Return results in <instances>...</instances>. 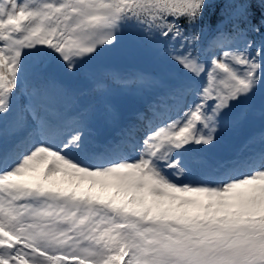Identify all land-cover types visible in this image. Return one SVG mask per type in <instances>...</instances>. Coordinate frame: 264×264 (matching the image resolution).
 <instances>
[{
    "label": "snow or ice",
    "instance_id": "1",
    "mask_svg": "<svg viewBox=\"0 0 264 264\" xmlns=\"http://www.w3.org/2000/svg\"><path fill=\"white\" fill-rule=\"evenodd\" d=\"M206 9L218 18L202 29ZM261 27L264 0H0V264H264V128L209 154L264 86V36L249 38ZM125 30L172 82L142 128L100 143L57 104L59 78ZM110 84L164 86L113 74L91 92ZM41 166L38 182L22 179Z\"/></svg>",
    "mask_w": 264,
    "mask_h": 264
},
{
    "label": "rangeland",
    "instance_id": "2",
    "mask_svg": "<svg viewBox=\"0 0 264 264\" xmlns=\"http://www.w3.org/2000/svg\"><path fill=\"white\" fill-rule=\"evenodd\" d=\"M132 35H135V34L130 32V35L128 38H127V35L121 36L119 38V42L117 43L115 47L107 48V49L100 51L99 55L95 56L93 60H91V62L95 63L96 68H97L100 63L109 65L114 61V62L119 63L117 66H119L122 69H126L121 66L132 64L135 61V58L140 59L141 57H144L145 59L151 60L150 62H148V66L150 67V69H152L155 72L152 74L154 75L153 77L160 78V75H162L161 73L164 72V68L166 69L165 65L161 61L152 57V55L148 53L146 46L139 48L137 46L138 42L136 40H132ZM128 56H132V60H129ZM140 60H144V59H140ZM137 65H138V61H136V66ZM81 72H79L77 76L82 79H80V81H77V82L69 81V83H72L69 85V87L71 88V87H75L76 85H78L76 88L82 91H84V88H88L89 95L91 94L94 95L91 92L92 87L85 80V77L81 74ZM68 75H71V74H68ZM131 75H132V72L130 71V74H127L126 76H131ZM166 86L167 85H164V87ZM134 89H136V87H134L133 90ZM154 89L155 88L153 89L151 88V92L152 91L154 92ZM121 90L122 88H120L118 91H121ZM188 98L192 99L191 96H189ZM131 102L138 103L137 97H135V92L132 90L129 92V94H125L124 96H122V94L119 93L117 94V97L115 98L106 97L103 100V104L107 103L109 107L114 108L112 109L111 113H113V111L116 108V105L118 104L121 106V108L125 109L124 112L126 111L127 113H132V111H134L133 110L134 106L131 104ZM255 102H257L261 108V104L264 103V86H262L260 89L257 90L255 96L249 102L250 111H249L248 117L246 119L241 120L237 125L230 126L220 131L219 136H218V142L216 146L214 147L215 148L214 151H217V155L219 157L220 156H230L237 149V147L239 148L246 141V140H243L241 144L238 142V139H237L238 137L246 138L244 135H242V130L239 131L242 124L246 123L248 125H251V128L253 131H255L254 132L255 134L261 131L262 128H264V118L261 117L260 111L257 109ZM98 104L99 106H101V102L97 103V107H98ZM101 110L103 111V107L100 108V111ZM236 111L237 112L241 111V109H237ZM96 121L97 122L94 123V127L96 129L97 128L105 129V127L103 126L105 125L106 130H110V131L115 130L114 125H115L116 119H114V117H112L109 113L102 112L101 115H98V119H96ZM99 133H101V131L98 129V134ZM250 136H247V139ZM236 143H239L237 147L235 146ZM254 147H258V145ZM214 151L213 153L212 152L209 153L210 156L213 158H215L216 156V154L214 155L215 153ZM43 171H44V167L41 166L36 172L27 173L24 177H22V179L28 183L38 182L42 177ZM55 179L57 180L58 185L62 188H71L75 186L74 181L70 182L66 178L56 177ZM88 187L89 185L87 181L80 184L81 191H87ZM113 191L114 190L109 189L106 192H101L98 187L93 190L94 194L100 195L102 197H111L113 194ZM71 264H74V262H72Z\"/></svg>",
    "mask_w": 264,
    "mask_h": 264
},
{
    "label": "trees",
    "instance_id": "3",
    "mask_svg": "<svg viewBox=\"0 0 264 264\" xmlns=\"http://www.w3.org/2000/svg\"><path fill=\"white\" fill-rule=\"evenodd\" d=\"M209 10L210 9L205 10V16H204L203 20L201 21V28L202 29L205 28V26H209V25L213 24V22L215 20H217V18H218L216 13H214L213 11H209ZM253 11L255 12V16L253 18V23H258L259 9H253ZM181 23H183V21H181ZM241 25H244V24H241ZM252 35H253V33H252ZM255 35L261 39V37L264 36V27H261V32L258 34H255Z\"/></svg>",
    "mask_w": 264,
    "mask_h": 264
},
{
    "label": "bare ground",
    "instance_id": "4",
    "mask_svg": "<svg viewBox=\"0 0 264 264\" xmlns=\"http://www.w3.org/2000/svg\"><path fill=\"white\" fill-rule=\"evenodd\" d=\"M161 94H162V93H161ZM147 106H148V105H146V106L144 107V110H146V111H147V109H148Z\"/></svg>",
    "mask_w": 264,
    "mask_h": 264
}]
</instances>
